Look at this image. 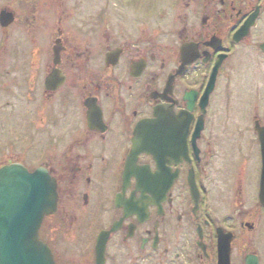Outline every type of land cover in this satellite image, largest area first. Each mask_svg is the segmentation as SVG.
Segmentation results:
<instances>
[{"label":"flooded vegetation","instance_id":"obj_1","mask_svg":"<svg viewBox=\"0 0 264 264\" xmlns=\"http://www.w3.org/2000/svg\"><path fill=\"white\" fill-rule=\"evenodd\" d=\"M9 164L55 264H264V0H0Z\"/></svg>","mask_w":264,"mask_h":264},{"label":"water","instance_id":"obj_2","mask_svg":"<svg viewBox=\"0 0 264 264\" xmlns=\"http://www.w3.org/2000/svg\"><path fill=\"white\" fill-rule=\"evenodd\" d=\"M55 205V182L45 170L29 173L20 165L0 169V264H54L38 230Z\"/></svg>","mask_w":264,"mask_h":264},{"label":"rangeland","instance_id":"obj_3","mask_svg":"<svg viewBox=\"0 0 264 264\" xmlns=\"http://www.w3.org/2000/svg\"><path fill=\"white\" fill-rule=\"evenodd\" d=\"M170 2H167V3H165V5L167 6L168 4H169ZM168 7H166V9H165V13H166V17H165V20L166 21H168V17L169 16H167V14H168ZM175 24H176V22H175ZM173 25L172 23H170V25H173V30H176L177 28H179V26H180V24L177 22V26L176 25ZM172 28H170V32H172L173 30H172ZM173 39V38H172ZM238 82H236V84H237ZM237 85H239V83L237 84ZM11 92V91H10ZM12 93V92H11ZM15 94V93H14ZM14 94L12 93V96H10V97H13L14 96ZM8 95L6 94L5 95V102H10V104L12 103L13 104V98H11L10 99V97H7ZM14 105V104H13ZM241 111L242 110H240L239 109V107L237 106H235V107H230L229 108V112H228V115L227 116H229L230 117V119H231V121H230V124H229V132L230 133H234L235 131H236V133H237V129H239V124H237L238 123V117H240L241 116ZM2 112H4L5 114H11V117L13 116L14 117V115H15V112H14V107L12 106V105H10V107H8V106H6L5 108H3V110H2ZM7 112H9V113H7ZM13 112H14V114H13ZM15 117H16V115H15ZM16 122V119L14 118V119H10L9 120V123L6 125V128L8 127V126H10V125H13L14 123ZM47 143H46V140L45 139H42V138H39V139H37V141L35 142V148H34V150H35V152L37 151V150H40V146L41 145H46Z\"/></svg>","mask_w":264,"mask_h":264}]
</instances>
